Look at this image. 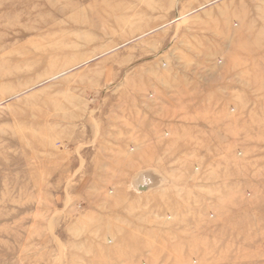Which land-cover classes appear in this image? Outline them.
Returning a JSON list of instances; mask_svg holds the SVG:
<instances>
[{
	"label": "rangeland",
	"instance_id": "1",
	"mask_svg": "<svg viewBox=\"0 0 264 264\" xmlns=\"http://www.w3.org/2000/svg\"><path fill=\"white\" fill-rule=\"evenodd\" d=\"M213 66L204 133L185 103L144 151L162 182L104 181L136 142L98 122ZM133 263L264 264V0H0V264Z\"/></svg>",
	"mask_w": 264,
	"mask_h": 264
},
{
	"label": "crops",
	"instance_id": "2",
	"mask_svg": "<svg viewBox=\"0 0 264 264\" xmlns=\"http://www.w3.org/2000/svg\"><path fill=\"white\" fill-rule=\"evenodd\" d=\"M215 68L216 66H213L212 68L206 70L207 72H202L200 74L202 79H200L199 82H193V84L187 86L184 85V82H178L175 86L169 84L165 89L166 92L164 94L162 93L154 101H151L146 97H133V100H130L129 103V117L126 120H123V123H121L119 126L109 127L107 123V117L104 118L105 121L98 122L99 126L101 124H105L106 126L102 131L101 138L98 140L99 142L96 140V147L98 150H101L102 148V151H107V149L113 150V147H116L118 148L117 150L119 151L120 156L125 153V150H127V147L129 146H123L122 144L118 146L108 143L107 139L108 137H110V135H113L115 137L123 134L127 136L129 135L133 139H135L136 142V145L133 146V153L131 154V156H129L128 160H124V163L119 162L118 164H116V159L114 160V166L116 167V170L113 171L111 175H108L107 173V176L103 178L104 181H132L133 183L137 184L136 188L139 190V192H147V190L150 187H153L154 184L156 186L162 182V180L158 177H155L154 174L153 176L150 175L153 173L152 170L149 169L151 163L148 162V159H146L149 158L147 156H149L150 153H144V151H156L158 150V148L166 146L170 140L172 141L177 137L179 138V136L183 134L186 127V114L184 112L185 103H194L196 105L193 107V110H199L194 111V114L188 117L189 119H193L194 121V123H192V125L188 127L193 129L192 131L194 133H204L203 131H205V129L204 127H201V123L206 121L210 117V112H205V109L207 103L212 102L210 97L212 92L211 90H213L214 88V83H218V81H220L215 75ZM208 107L211 108V105H208ZM124 129L128 130L124 131ZM181 145L184 146V144ZM143 153L146 155V157L144 158V160L146 159V161L144 162L142 161ZM102 159L104 160L102 164L100 162V165H103L104 167L102 172L103 176H105L107 172L106 163H108V160L106 161V156H103ZM140 161H142V164L138 165V162ZM124 164H127L126 166H129L131 168L133 167L134 169H129L130 171L126 172L123 169L125 166ZM137 166H142L143 168H145V170L142 171V167L137 168ZM142 186L146 188L144 190H140ZM111 199V202L114 205L116 202L117 205H115V207L113 205V207H111L110 209H112L113 211L117 210L116 212H118L119 215H121V213H126V211H128V214L132 215L139 214L136 212V206L124 205V198H122L120 195H115ZM119 217V222L123 221L122 218ZM169 241L167 243V246H172V242Z\"/></svg>",
	"mask_w": 264,
	"mask_h": 264
},
{
	"label": "water",
	"instance_id": "3",
	"mask_svg": "<svg viewBox=\"0 0 264 264\" xmlns=\"http://www.w3.org/2000/svg\"><path fill=\"white\" fill-rule=\"evenodd\" d=\"M146 187H144V186H142L141 188H140V190H144Z\"/></svg>",
	"mask_w": 264,
	"mask_h": 264
}]
</instances>
